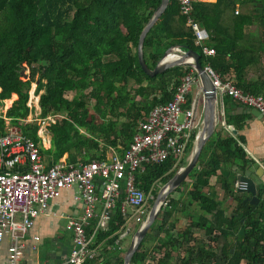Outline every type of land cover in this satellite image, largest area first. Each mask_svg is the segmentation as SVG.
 I'll list each match as a JSON object with an SVG mask.
<instances>
[{"label": "trees", "instance_id": "obj_1", "mask_svg": "<svg viewBox=\"0 0 264 264\" xmlns=\"http://www.w3.org/2000/svg\"><path fill=\"white\" fill-rule=\"evenodd\" d=\"M159 1L0 0V106L3 100L14 98L0 112V134L4 118H8L40 144L38 124L20 121L30 110L26 102L34 83L39 116L59 114L46 127L49 146L39 145V153L48 164L64 155L70 163L103 159L108 148L119 146V152L126 148L137 121L154 105L169 100L190 69L173 66L147 76L138 65V34ZM256 3L261 4L260 13ZM237 6L242 11L234 13ZM191 17L206 31L204 45L214 53L206 56L194 45L176 1L168 0L143 38L146 66L152 68L167 47L177 45L198 53L202 67L208 66L242 92L263 93L264 73L252 79L246 74L259 61L260 53L264 55V0H194ZM252 25L259 27V35L245 31ZM25 68L28 72L23 78L20 69ZM65 92L73 95L66 98ZM229 102L223 98V105ZM224 122L235 133L212 132L186 175L190 181L185 200L180 193L182 181L173 191L178 195L166 197L153 220L154 230H150L152 222L129 264H264V198L249 204L248 195L234 187V169H243L248 162L238 133L242 115L224 112ZM191 141L184 158L174 167L171 156L142 164L135 184L153 198L157 182H166L181 163L185 164ZM212 176L214 183L209 180ZM215 196L233 202L228 212ZM119 202L105 228L94 232L90 245L96 247L94 257L82 264H122L125 248L119 243L126 228ZM175 213L185 218L184 224ZM93 223L92 219L86 232L92 230ZM239 228L243 229L241 235ZM147 241L152 244L145 249Z\"/></svg>", "mask_w": 264, "mask_h": 264}, {"label": "built area", "instance_id": "obj_2", "mask_svg": "<svg viewBox=\"0 0 264 264\" xmlns=\"http://www.w3.org/2000/svg\"><path fill=\"white\" fill-rule=\"evenodd\" d=\"M175 1L192 32L194 45L200 47L202 54L212 55L213 48L204 45L206 31L191 17L194 0ZM171 55L177 56L176 53ZM202 68L212 84L217 121L222 126H225L223 96L241 106L256 109L264 117V92H242L208 66ZM192 85L195 92L191 97ZM200 94L199 78L190 68L174 87L170 99L154 105L137 121L136 131L126 148L120 152L119 146L108 148L109 154L103 159L85 162H66L64 155L48 164L39 153L40 144L24 135L20 125L4 118V131L0 134V241L4 236L9 238L7 264H20L22 238L36 216L46 210L49 200L57 198L67 188H75L74 199L80 202L81 209L76 217L67 219L64 224V230L70 234V249L61 264H82L94 257L96 247H90L94 232L105 228L118 200L119 213L125 221L131 218L139 224L147 213V202L152 195L145 194L135 184V175L142 171V164L162 162L171 156L174 167L184 158L185 147L201 126L202 111L197 110ZM30 111L20 121L37 123L45 132L59 116L50 113L40 117L39 109L33 115ZM178 115L182 116L180 121H177ZM182 166L181 163L177 169ZM234 187L239 188L237 182ZM92 219V230L86 232Z\"/></svg>", "mask_w": 264, "mask_h": 264}, {"label": "water", "instance_id": "obj_3", "mask_svg": "<svg viewBox=\"0 0 264 264\" xmlns=\"http://www.w3.org/2000/svg\"><path fill=\"white\" fill-rule=\"evenodd\" d=\"M168 0H160L158 5L153 10L152 14L146 21V23L141 28L137 43H136V57L138 65L141 70L147 76H153L157 73L164 71L167 68L173 66H189L195 74L198 76L200 85H201V94L197 97L201 100V109H202V117H201V126L198 132L195 135V138L192 141L191 149L187 155V159L185 164L177 169L172 176L164 182L159 189L157 190L155 197L152 201V204L144 216L143 220L137 224L134 232L131 235L129 243L123 253L122 256V264H129V260L133 252L136 250L137 245L145 232L147 231L150 224L155 219L160 207L164 203L168 194L175 190L176 187L184 180L189 171L193 168L197 161V157L201 150V147L208 139V137L212 134L216 123H217V114L215 108V94L213 91L212 84L210 82L209 77L203 70L200 65L198 59L199 54L190 49L182 50L179 46H169L167 47L160 58L156 62V64L152 68H148L142 57V41L143 38L151 27V25L156 21L162 11L165 9ZM261 4L256 3V7L258 8V12H261L260 9ZM176 53L177 56L171 59H167L168 55ZM22 69H20V74H22ZM26 76V75H24ZM242 106L237 107V112H247L253 116L262 117V115L254 108H247L246 110H242ZM234 133V130H232ZM235 172V182L238 183L239 188L237 191H241L246 193L247 202L249 204L255 205L259 198H264V184L261 180H257L258 173L255 172L254 175L256 177H252L250 175L249 165L246 164L243 169H234ZM221 173L226 176L227 171L221 170ZM260 193V196H259ZM259 196V197H258ZM129 231V228H126L122 236H125ZM243 233V229L239 228L238 234L241 235Z\"/></svg>", "mask_w": 264, "mask_h": 264}, {"label": "crops", "instance_id": "obj_4", "mask_svg": "<svg viewBox=\"0 0 264 264\" xmlns=\"http://www.w3.org/2000/svg\"><path fill=\"white\" fill-rule=\"evenodd\" d=\"M246 78L252 79L248 77V71ZM223 98L225 96L222 97L223 120L224 112L242 115V126L238 133L243 138L242 149L248 160L250 175L256 177L254 173L257 172L259 176L256 179L261 180L264 184V117L253 116L247 112H237V107L241 105L229 97H227L230 99L229 105H223ZM242 107L243 111L247 109V107ZM214 130H219L221 135L226 134L227 131L232 134L235 133L232 126L226 124L221 128H214ZM232 130H234V133ZM186 159L187 156L185 157V162ZM209 180L214 183L216 178L212 176ZM74 195L75 188L73 187L62 190L57 198L49 200L46 210L36 216L32 226L21 240L20 264L62 263L70 249V234L64 230V225L61 226L60 223L63 222L65 224L67 219L76 217L81 209V204L74 199ZM34 236L37 237L36 240L33 239ZM8 246L9 238L4 236L0 241V264H7Z\"/></svg>", "mask_w": 264, "mask_h": 264}, {"label": "rangeland", "instance_id": "obj_5", "mask_svg": "<svg viewBox=\"0 0 264 264\" xmlns=\"http://www.w3.org/2000/svg\"><path fill=\"white\" fill-rule=\"evenodd\" d=\"M236 10H237L238 12H240V11H242V7L237 6V7H236ZM245 31H246V32L249 31V32L252 33V34L259 35V27H258L257 25L249 26V27L245 28ZM162 53H163V52H162ZM260 56H261V57H260L259 61H258L254 66H250V67L248 68V77H250V78H254V77L256 76V74H260V75H262V74L264 73V55H263L262 53H260ZM21 71H22L23 78H25L26 76H24V75L27 74L28 70L25 68V69H22ZM129 85H130V83H129ZM34 86H35L34 83H31V84H30V87H29V90H28V98H27V102H26L27 106H30V110H31V111H30V114H32V115H33V112H35V113L38 112V105H37V97H38V96L35 95V94L33 93ZM194 92H195V88H194V86L192 85V86H191V91H190V95H191V97L194 96ZM72 95H73L72 92H65V94H64V96H65L66 98H70ZM13 99H14V98L11 97V98H9V99L3 100L2 105L0 106V112H1V113H3V112L5 111V109L9 107V105L11 104V102H12ZM200 109H201V100L199 99V101H198V105H197V110L199 111ZM201 111H202V109H201ZM181 118H182V116H181V115H178V117H177V121H180ZM221 127H222L221 123H220L219 121H217L215 128H221ZM40 128H41V129H40ZM40 128L37 129V135H38L39 138H40V144H41V146H42L43 148H47V147L49 146V144H48L49 135H48V134L42 129V127H40ZM81 131H82V130H81ZM106 154H109V149L106 150L105 155H106ZM62 157H64V156H62ZM44 159H46V158L44 157ZM187 175H188V174H187ZM189 181H190V177H189V176H188V177H185L184 180H183V182H182V184L180 185V193H181V196H182L183 200H185V198H186V197H185V194H184V191H185L186 188L188 187V183H189ZM162 184H163V183H161V182H157V184H156V186H157V190L159 189V187H160ZM214 189H215L214 192H216L217 194L220 193V192L218 191V188H214ZM157 190H156V192H157ZM171 193H172V195H171ZM171 193H170V195H171V196H174V197L178 195V193L173 192V191H172ZM155 194H156V193H155ZM243 195H244V194H243ZM154 197H155V196H154ZM154 197H153L151 200H149V201L147 202V211L149 210V208H150V206H151V204H152V201H153ZM167 197H168V195H167ZM221 199H222L221 196H215V200L218 202V204H219L222 208H224L225 212H226V211L228 212V210H230V209H229L230 206L232 207L233 202L229 203V199H227V198H225L224 201H221ZM227 204H228V205H227ZM225 205H226V206H225ZM228 207H229V208H228ZM191 208L193 209V206L190 207V209H191ZM225 208H226V209H225ZM190 209L185 210V212L190 211ZM194 209H195V208H194ZM197 213H198V211H197ZM156 216H157V215H156ZM174 216H176V217L180 220V222H181L182 224L185 223V218H184L182 215H180L179 213H175ZM60 225L63 226L64 223L62 222V223H60ZM155 225H156V221H154V222L151 224V226H150V230H154ZM136 226H137V223H135L134 220H132L131 218H129V219H127V220L125 221V228H129V231H128L127 234H125L124 237L120 238V243H119V245H120V248H121V249H124V248L126 249L128 243H129V240H130V238H131V235H132V233L134 232ZM65 234H67V233L65 232ZM151 244H152L151 241H147V242L145 243V249H148V248L151 246Z\"/></svg>", "mask_w": 264, "mask_h": 264}, {"label": "bare ground", "instance_id": "obj_6", "mask_svg": "<svg viewBox=\"0 0 264 264\" xmlns=\"http://www.w3.org/2000/svg\"><path fill=\"white\" fill-rule=\"evenodd\" d=\"M171 58H173L172 55H168L167 56V59H171Z\"/></svg>", "mask_w": 264, "mask_h": 264}]
</instances>
